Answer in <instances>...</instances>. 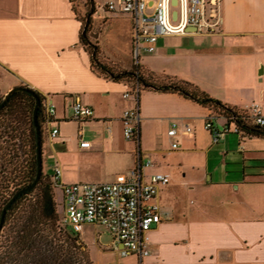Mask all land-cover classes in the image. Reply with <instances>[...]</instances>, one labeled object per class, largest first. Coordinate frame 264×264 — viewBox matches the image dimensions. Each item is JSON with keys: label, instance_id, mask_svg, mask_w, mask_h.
I'll use <instances>...</instances> for the list:
<instances>
[{"label": "crops", "instance_id": "obj_1", "mask_svg": "<svg viewBox=\"0 0 264 264\" xmlns=\"http://www.w3.org/2000/svg\"><path fill=\"white\" fill-rule=\"evenodd\" d=\"M107 1L94 0L92 18L129 21L128 59L113 56L123 69L139 64L189 82L231 109L256 104L264 115V0H223L219 32L160 37L155 53L138 59L129 17L107 12ZM81 27L69 0H0V95L27 86L43 96L44 110L55 108L51 124L45 117L43 125L42 165L51 172L43 167V174L52 176L57 165L63 184L111 182L149 160L142 180L159 173L169 183L158 193L161 222L148 233L143 264H264V138L228 133L214 144L205 129L208 108L177 93L145 90L138 99L137 141L125 140L121 117L134 101L123 97L125 83L93 72L79 44ZM76 99L92 109L90 118H72ZM173 123L179 133L168 137ZM213 124L222 129L226 121L215 117ZM185 125L190 135L182 133ZM53 127L59 135L50 141ZM82 141L90 147H80ZM99 228L87 224L78 233L92 264L97 255L139 264L137 256L111 249L112 236L100 246Z\"/></svg>", "mask_w": 264, "mask_h": 264}, {"label": "built area", "instance_id": "obj_2", "mask_svg": "<svg viewBox=\"0 0 264 264\" xmlns=\"http://www.w3.org/2000/svg\"><path fill=\"white\" fill-rule=\"evenodd\" d=\"M104 9L109 13L126 15L131 21L132 54L138 59L141 53L153 54L160 37L196 33L201 35L219 32L223 20V0H109ZM193 30V31H190ZM140 92L126 84L123 97L134 101V106L124 110L121 123L125 140L136 142L140 115L138 99ZM72 118L84 121L91 117L92 109L81 100H74L70 106ZM254 123L264 127V115L256 104L247 107ZM47 123L51 124L55 108L48 104L44 110ZM214 117L205 122L212 143H219L228 133L243 137V132L234 124L222 129L213 124ZM175 123L167 130V136L178 135ZM182 133L190 135L192 128L185 125ZM59 135L57 127L50 128L49 140ZM178 144L173 143L172 148ZM80 147L89 148L88 141ZM150 161L139 162L128 175H117L111 182L71 183L60 181L61 170L54 166L52 181L63 196L61 225L80 233L84 225L100 226L112 237L111 249L122 257L137 256L139 264L149 255L148 233L161 222L162 212L158 203L161 187L169 183L164 174L151 175L148 182L141 178L142 166Z\"/></svg>", "mask_w": 264, "mask_h": 264}, {"label": "trees", "instance_id": "obj_3", "mask_svg": "<svg viewBox=\"0 0 264 264\" xmlns=\"http://www.w3.org/2000/svg\"><path fill=\"white\" fill-rule=\"evenodd\" d=\"M81 22L79 44L89 55L91 69L99 76L123 82L139 92L149 90L177 93L202 107L212 116L222 117L226 126L234 124L244 135L264 138V127L254 123L247 110L231 109L195 85L168 76H157L139 64L125 70L103 57L98 41L91 40L94 0ZM27 87V86H24ZM32 90V89H31ZM34 91V90H32ZM38 110L41 134L45 123L43 96ZM2 95H0V102ZM35 99L26 92H15L0 109V214L5 203L20 189L29 186L37 171L36 132L33 124ZM28 124V133L19 127ZM52 176L42 173L37 185L20 195L7 210L0 231V264H92L78 234L61 225L56 210Z\"/></svg>", "mask_w": 264, "mask_h": 264}, {"label": "rangeland", "instance_id": "obj_4", "mask_svg": "<svg viewBox=\"0 0 264 264\" xmlns=\"http://www.w3.org/2000/svg\"><path fill=\"white\" fill-rule=\"evenodd\" d=\"M75 8L80 18L84 20L85 13L91 8V2L89 0H75ZM94 9L97 10L95 4ZM110 19L111 18H108L106 15L102 16L101 18H97L96 20L92 18L90 36L93 42L97 41L98 39L100 46L102 47V51L105 53L103 54V57L105 59L122 67L119 60L113 58V56L119 59L121 58L123 60L128 59V51L130 48V24L129 21L125 18H119L109 22ZM25 121L26 120H23L24 126H20L19 129L20 131L24 130L26 134V132L28 133L29 127L28 124L25 123ZM43 167L45 172L51 173L48 169L49 166L47 163H44ZM54 200L56 210L61 215V213L63 212V196L62 191L59 187L55 189ZM98 231L100 234L99 245L102 247L108 246L112 239L111 235L101 228H99ZM95 260L96 264H134L130 258L117 259L115 255H97L95 257Z\"/></svg>", "mask_w": 264, "mask_h": 264}, {"label": "water", "instance_id": "obj_5", "mask_svg": "<svg viewBox=\"0 0 264 264\" xmlns=\"http://www.w3.org/2000/svg\"><path fill=\"white\" fill-rule=\"evenodd\" d=\"M190 31H193V30H190ZM19 91L26 92V93L32 95V97L35 99V105H34V109H33V124H34L35 132H36L37 171H36V176H35L34 181L29 186L24 187V188L20 189L19 191H17L16 193H14V195L2 207L1 214H0V231L2 229V225L4 223V218H5L7 210L10 208V206L15 202V200L20 195L32 190L37 185V183L40 180V177L42 175V170H43V165H42V134H41L40 126L38 123V110H39V107L41 105L40 97L28 87L15 86V87H12L8 92H6L2 96V100L0 102V109L4 107V105L7 103V101L10 99V97L15 92H19Z\"/></svg>", "mask_w": 264, "mask_h": 264}]
</instances>
